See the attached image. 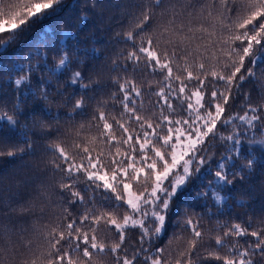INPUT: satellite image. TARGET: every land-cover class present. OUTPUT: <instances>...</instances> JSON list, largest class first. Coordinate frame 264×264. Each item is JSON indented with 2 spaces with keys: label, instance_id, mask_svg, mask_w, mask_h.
I'll list each match as a JSON object with an SVG mask.
<instances>
[{
  "label": "snow or ice",
  "instance_id": "6c2138e0",
  "mask_svg": "<svg viewBox=\"0 0 264 264\" xmlns=\"http://www.w3.org/2000/svg\"><path fill=\"white\" fill-rule=\"evenodd\" d=\"M63 7L64 0H0V49L6 51L33 25L43 23ZM163 7L164 0H150L134 30L124 34L131 48L125 60L134 70L143 65L150 74L159 75L155 81L159 88L149 95H155L163 104L145 115L141 88L131 79L121 82L116 78L114 82L123 94L119 115L99 110L98 117L92 118L95 123H88L87 132L83 131L86 126L80 125L78 139L70 147L58 142L52 148L54 155L58 153L53 167L63 174L61 190H68L73 197L70 203L79 201L84 211L71 220L64 217L63 227L57 225L45 232L46 247L35 250L23 232L17 234L19 240L13 241L8 235L10 230L5 229L0 235V264H98L95 257L108 252L115 257L114 264H138L141 255L145 264H254L256 255L264 257V227L249 231L241 223L222 226V235L218 228L214 236H209L215 246L205 247L201 254L198 246L203 244L204 234L191 217L185 218L192 226L191 238L174 262L171 257L164 258L163 248L153 255L144 246L145 241L150 245L162 234L174 198L193 179L203 177L208 181V188L198 195L210 196L214 203L221 204L226 199L224 189L237 178L244 179L245 170L251 172L264 158L256 156L257 151L264 154V115L260 110L249 106L244 115H224L232 88H238L245 79V61L253 65L264 61V0H180L179 5L165 8L168 22L149 32L145 25L153 9ZM76 40L78 37L70 31L61 29L57 35L48 26L42 29L30 45L28 67L21 66L23 74L12 81L18 94L32 92L34 71H48L49 50H55L54 61L59 57L49 74L66 70L71 63L68 41ZM32 60L40 61V66ZM206 62H211L209 71H205ZM128 66L125 64L123 71ZM209 76L222 81L223 90L214 86L206 99L205 81ZM70 82L87 87L78 71L72 73ZM41 93L46 95L43 81ZM134 97L141 98L139 105ZM174 100L179 102V115ZM83 104V99L77 100L74 109H81ZM19 110L17 103L14 112ZM0 120L12 127L17 124L16 115L7 111ZM257 122L261 138L257 137ZM92 128L97 131L91 132ZM216 141L225 148L219 158L209 154V144ZM25 143L31 148L30 142ZM23 151V147L15 146L0 151V156L11 157ZM80 174L91 182L85 191L98 189L105 193L99 202L95 196L86 202L75 189ZM101 223L108 233L114 229L118 240L108 243L98 236ZM129 228L141 230V247L131 256L122 248ZM247 236L253 239L241 242ZM21 246L32 250L30 258L18 256Z\"/></svg>",
  "mask_w": 264,
  "mask_h": 264
},
{
  "label": "trees",
  "instance_id": "16d2710c",
  "mask_svg": "<svg viewBox=\"0 0 264 264\" xmlns=\"http://www.w3.org/2000/svg\"><path fill=\"white\" fill-rule=\"evenodd\" d=\"M148 3L150 0H64L62 11L43 23L33 25L6 51L0 49V115L7 111L8 114H15L17 118L15 127L0 120V151L7 152L15 146L24 148L23 152H17L14 156H0V235L4 234L5 229L10 230L8 235L16 241L19 240L17 234L23 232L25 239L32 241L33 250L39 249L46 247L45 232L51 231L57 225L63 227L66 223L64 217L71 220L84 211L79 201L70 203L73 197L68 190H61L63 174L53 167L52 161L58 153L54 155L52 148L58 142L70 147L72 142L78 139L76 132L80 125L84 124L86 127L83 131L87 132L88 123H95L92 118L98 117L99 110L119 115L122 111L119 101L123 94L114 82L116 78H121V82L124 78L131 79L141 88L144 93L145 115L150 114L158 104H163L155 95H149L158 90L159 85L155 81L159 79V75L150 74L143 65L134 70L125 60L131 48L125 41L124 34L134 30ZM179 4L180 0H164L165 7L154 8L152 18L145 27L151 32L166 24L169 14L165 8ZM161 12L165 14L161 15ZM46 26L54 29L57 35L63 29L78 37L76 41H68L71 63L66 70L50 75L49 72L55 69L59 57L54 61L55 50H49L48 71H34L32 92L27 93L24 90L18 94L12 81L23 74L21 66L25 69L28 67L27 58L32 52L30 45ZM32 63L37 67L41 64L37 60H32ZM125 64L129 65L126 72L123 71ZM206 64L205 71H209L211 62ZM77 71L81 73L82 83L87 87L70 82L72 73ZM249 71L251 75H248ZM242 74L245 79L238 88H232V98L224 115H244L249 106L257 107L260 114L264 115V108L261 107L264 106V61L253 65L246 60ZM42 81L46 95L41 93ZM149 82H152L151 88L148 87ZM205 85L206 99L210 97L214 86L223 90V82L213 80L211 76L207 78ZM114 92L115 98L112 97ZM134 98L139 105L141 98ZM80 99L84 101L83 107L74 109L76 101ZM17 103L20 110L15 113L14 105ZM173 104L179 106L178 101L174 100ZM177 114H180L179 107ZM259 124L260 122H257L256 131L257 137L261 138ZM96 131V128L91 129L93 133ZM25 141L31 143V148ZM224 150V145L219 141L209 144V154L214 155V158H219ZM256 156L264 157V154L257 151ZM244 177L237 178L230 188L224 189L223 195L226 199L221 204L214 203L210 196L198 195L208 188V181L203 177L193 179L174 198L162 234L154 237L150 245L145 241L144 246L149 247L153 255L156 254V249L163 248L164 258L171 257L174 262L179 252L187 247V241L192 235V226L186 224V217H191L193 224L204 234L203 244L198 246L201 254L205 247L215 246L214 240H210L209 236H214L218 228H221L222 235L224 225L241 223L248 226L249 231L264 227V158L251 172L245 170ZM208 179L211 180L212 177L209 176ZM90 183L80 174L75 189L84 196L86 202L92 196L99 202L105 193L98 189L85 191ZM123 213L124 209L120 212L121 217ZM106 228L107 226L101 223L97 235L108 243L118 240L114 229L108 233ZM140 238V228L126 230L122 248L127 249V255L131 256L141 247ZM252 239L247 236L242 238L241 242ZM0 243H3V240H0ZM31 255L32 250L22 246L18 250L20 258H30ZM95 259L98 264H114L115 257L108 252ZM137 259L138 264H145L142 255ZM201 264L218 262L201 261ZM254 264H264V257L256 255Z\"/></svg>",
  "mask_w": 264,
  "mask_h": 264
}]
</instances>
